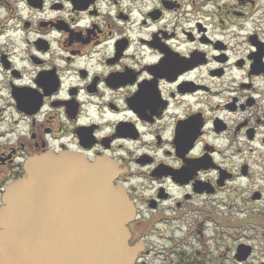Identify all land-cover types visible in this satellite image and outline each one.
Wrapping results in <instances>:
<instances>
[{"label":"flooded vegetation","instance_id":"obj_1","mask_svg":"<svg viewBox=\"0 0 264 264\" xmlns=\"http://www.w3.org/2000/svg\"><path fill=\"white\" fill-rule=\"evenodd\" d=\"M49 153L117 168L134 264H264V0H0V204Z\"/></svg>","mask_w":264,"mask_h":264},{"label":"water","instance_id":"obj_2","mask_svg":"<svg viewBox=\"0 0 264 264\" xmlns=\"http://www.w3.org/2000/svg\"><path fill=\"white\" fill-rule=\"evenodd\" d=\"M24 169L2 196L0 264H134V209L115 166L49 153Z\"/></svg>","mask_w":264,"mask_h":264}]
</instances>
